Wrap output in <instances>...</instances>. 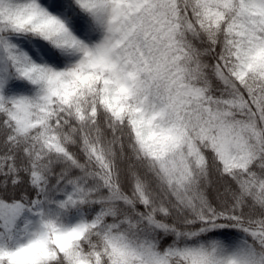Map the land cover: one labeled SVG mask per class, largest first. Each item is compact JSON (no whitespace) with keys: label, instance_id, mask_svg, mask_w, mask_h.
Returning a JSON list of instances; mask_svg holds the SVG:
<instances>
[{"label":"snow or ice","instance_id":"1","mask_svg":"<svg viewBox=\"0 0 264 264\" xmlns=\"http://www.w3.org/2000/svg\"><path fill=\"white\" fill-rule=\"evenodd\" d=\"M0 264H264V0H0Z\"/></svg>","mask_w":264,"mask_h":264}]
</instances>
